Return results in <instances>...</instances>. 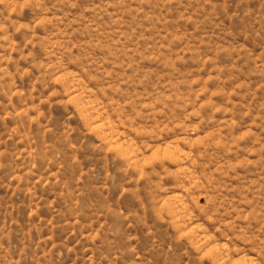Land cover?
<instances>
[{
    "label": "rangeland",
    "instance_id": "374dc122",
    "mask_svg": "<svg viewBox=\"0 0 264 264\" xmlns=\"http://www.w3.org/2000/svg\"><path fill=\"white\" fill-rule=\"evenodd\" d=\"M0 264H264V0H0Z\"/></svg>",
    "mask_w": 264,
    "mask_h": 264
}]
</instances>
